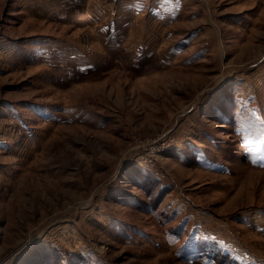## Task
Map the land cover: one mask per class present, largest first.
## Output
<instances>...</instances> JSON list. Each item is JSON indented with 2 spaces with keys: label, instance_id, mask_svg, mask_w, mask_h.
I'll return each instance as SVG.
<instances>
[{
  "label": "rangeland",
  "instance_id": "rangeland-1",
  "mask_svg": "<svg viewBox=\"0 0 264 264\" xmlns=\"http://www.w3.org/2000/svg\"><path fill=\"white\" fill-rule=\"evenodd\" d=\"M0 263L264 264V0H0Z\"/></svg>",
  "mask_w": 264,
  "mask_h": 264
},
{
  "label": "crops",
  "instance_id": "crops-1",
  "mask_svg": "<svg viewBox=\"0 0 264 264\" xmlns=\"http://www.w3.org/2000/svg\"><path fill=\"white\" fill-rule=\"evenodd\" d=\"M27 3V2H26ZM151 4V1L149 2Z\"/></svg>",
  "mask_w": 264,
  "mask_h": 264
},
{
  "label": "built area",
  "instance_id": "built-area-1",
  "mask_svg": "<svg viewBox=\"0 0 264 264\" xmlns=\"http://www.w3.org/2000/svg\"><path fill=\"white\" fill-rule=\"evenodd\" d=\"M1 263H2V262H1ZM1 263H0V264H1Z\"/></svg>",
  "mask_w": 264,
  "mask_h": 264
}]
</instances>
